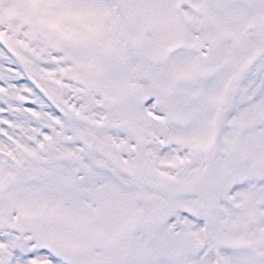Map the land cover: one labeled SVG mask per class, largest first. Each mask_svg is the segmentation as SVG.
<instances>
[{
  "label": "snow or ice",
  "instance_id": "obj_1",
  "mask_svg": "<svg viewBox=\"0 0 264 264\" xmlns=\"http://www.w3.org/2000/svg\"><path fill=\"white\" fill-rule=\"evenodd\" d=\"M0 264H264V0H0Z\"/></svg>",
  "mask_w": 264,
  "mask_h": 264
}]
</instances>
